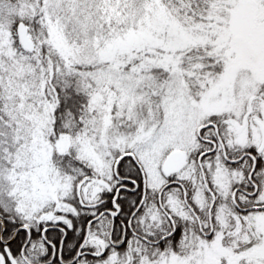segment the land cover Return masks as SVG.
I'll list each match as a JSON object with an SVG mask.
<instances>
[{"label": "snow or ice", "instance_id": "1", "mask_svg": "<svg viewBox=\"0 0 264 264\" xmlns=\"http://www.w3.org/2000/svg\"><path fill=\"white\" fill-rule=\"evenodd\" d=\"M0 264H264V0H0Z\"/></svg>", "mask_w": 264, "mask_h": 264}]
</instances>
